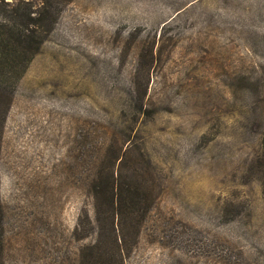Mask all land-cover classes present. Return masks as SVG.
Segmentation results:
<instances>
[{
  "label": "rangeland",
  "instance_id": "obj_1",
  "mask_svg": "<svg viewBox=\"0 0 264 264\" xmlns=\"http://www.w3.org/2000/svg\"><path fill=\"white\" fill-rule=\"evenodd\" d=\"M52 3L0 102V264H264V0Z\"/></svg>",
  "mask_w": 264,
  "mask_h": 264
},
{
  "label": "trees",
  "instance_id": "obj_2",
  "mask_svg": "<svg viewBox=\"0 0 264 264\" xmlns=\"http://www.w3.org/2000/svg\"><path fill=\"white\" fill-rule=\"evenodd\" d=\"M16 1L18 4L12 8L9 17L0 21V102L3 121L13 103L18 82L53 30L58 9L52 0H41L39 8L29 0ZM0 3L10 4L7 0H0ZM118 183L113 176L101 175L94 180L91 189L97 206L101 205L102 198L109 197L113 205H120L122 210H127L128 206L137 208L139 195ZM3 232L4 208L0 201V255L4 248Z\"/></svg>",
  "mask_w": 264,
  "mask_h": 264
}]
</instances>
